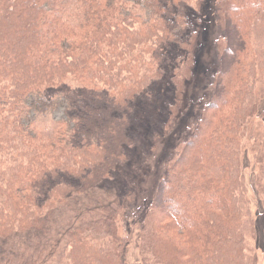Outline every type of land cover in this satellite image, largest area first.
<instances>
[{
	"label": "trees",
	"instance_id": "obj_1",
	"mask_svg": "<svg viewBox=\"0 0 264 264\" xmlns=\"http://www.w3.org/2000/svg\"><path fill=\"white\" fill-rule=\"evenodd\" d=\"M201 1L0 0V264H132L131 189L101 183L186 116ZM214 11L211 98L135 224L139 264H256L242 164L264 117V0ZM254 142L264 209V122Z\"/></svg>",
	"mask_w": 264,
	"mask_h": 264
},
{
	"label": "rangeland",
	"instance_id": "obj_2",
	"mask_svg": "<svg viewBox=\"0 0 264 264\" xmlns=\"http://www.w3.org/2000/svg\"><path fill=\"white\" fill-rule=\"evenodd\" d=\"M195 8V4H192ZM200 22L198 24V44L194 57L195 79L186 88L185 112L186 116L180 117L178 125L167 126L161 136L155 141L148 142L143 149L135 146L131 149L128 158L119 165L114 172L101 183V187L114 189L117 193H124L131 189L129 204L125 209L123 219L119 224L120 233L125 238L132 239L130 261L132 264H139L137 251L134 249L136 231L133 232L135 224L143 217L149 207L159 180L165 172V167L170 162L177 149L180 139L192 129L199 119L200 112L206 102L211 98L209 86L210 77L217 69L216 40L223 32L216 23V13L214 11V0H202L199 6ZM258 85V84H257ZM258 87V86H256ZM63 103L57 101L56 109L52 113V118L58 119L63 114V108L59 105ZM62 106V105H61ZM63 107V106H62ZM260 111H264V98L260 103ZM264 116V115H263ZM263 118H256L249 121L246 130L245 150L248 154L243 155L242 169L245 174V181L248 186L250 199V209L253 217L256 218V241L249 239L247 244L254 249L256 264H264V209L259 202L255 185L257 166L253 161L254 151L251 149L254 140L259 134ZM124 189V190H123ZM133 232V236L131 233ZM133 250V251H132Z\"/></svg>",
	"mask_w": 264,
	"mask_h": 264
}]
</instances>
